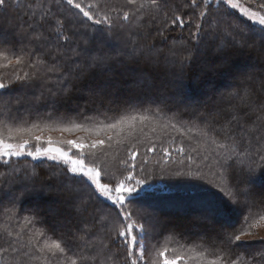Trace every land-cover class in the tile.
Masks as SVG:
<instances>
[{
  "label": "trees",
  "instance_id": "1",
  "mask_svg": "<svg viewBox=\"0 0 264 264\" xmlns=\"http://www.w3.org/2000/svg\"><path fill=\"white\" fill-rule=\"evenodd\" d=\"M7 2L12 7L8 9L7 16L4 9L0 8V23L7 26L19 23L23 28L17 30L15 36L11 33H0V51L12 47L16 54L25 56L26 62H33L42 56L51 63L50 57L55 52L57 41L48 30L47 24L42 26L40 23L41 16L50 7L52 13L66 21L69 28L66 34L71 37L72 47L80 50L87 48L92 54L103 53L118 57L120 62H112L103 69L93 70L91 75L75 82V87L68 96L62 95L61 89L65 85L71 86L72 82L57 83L56 77L51 73L48 74L51 79L33 81L31 84L13 83L5 90V94H0V121L11 127L30 128L33 124H38L43 129L63 128L73 123L83 125L84 128L80 130L90 133L91 137L105 140L103 148L87 151L84 158L86 163L99 164L103 169L102 182L110 185L127 174L123 161L129 160V151H136L137 167L134 169V176L144 182V191L136 186L140 195L134 194L128 198L131 201L128 209L140 221L142 217H145V221L151 217L158 220L159 223H154L158 230L153 236V245L179 251L194 248L197 254L204 252L203 258L215 259L225 247L222 243L224 234L233 231V225L239 227L243 215L247 214L245 207H235L226 200L227 182L222 177L228 170L236 180L243 181L246 178L244 172L247 171L248 161L243 153L240 155L244 158V163L236 161L235 157L226 161V157L230 155L228 150L218 147L212 141L231 145L232 140L228 137L239 136L240 129L235 124L231 125L230 132L225 127L229 110L233 105L239 104L238 100L230 97V93L245 74L254 71L252 58L255 56L249 54L248 49L232 47L229 43L230 37L223 40L221 35L210 37L206 33L203 41L196 45L195 38L190 37L187 28H177L175 31L169 29L166 47L175 46L178 50L190 48L194 59L182 73L179 68L171 65L152 69L143 60L136 62L132 47H125L124 31L116 28L111 35L107 30L101 33L97 31L96 25L91 24L62 0ZM185 2L187 0H166L177 11H190L183 9ZM109 4L132 7L124 5V0H109ZM211 7L220 8L222 11L213 12L210 19L225 26L229 23L239 25L245 32L255 29V42L259 44L260 27L252 25L228 8L214 5ZM224 12L230 15L225 16ZM111 15L116 16L117 13L113 12ZM25 21L32 27L29 28ZM140 23L148 25L156 22L145 16ZM41 31L46 39L39 42L31 40V35ZM144 31L151 32V36L147 40L136 37L137 47L149 43H164L158 37L152 39L156 36L154 28H146ZM143 34L142 31L141 36ZM5 39L9 44H4ZM217 42L219 45H216ZM59 43L65 44V41L61 39ZM63 50L71 55L70 50ZM2 62L6 64V61ZM219 64L224 65V70L216 68ZM13 67L19 71L23 66L0 67V79L5 83L12 77ZM244 68L246 71H242ZM23 70L33 71L28 67H23ZM101 81L106 87L95 90V86ZM126 83H129V88L124 86ZM117 87L123 88L117 90ZM173 87H179L180 91L172 92ZM92 91L96 95L86 98V92ZM53 92L57 95L53 96ZM110 92V99L106 102V94ZM206 98H209L208 106L204 103ZM166 99L169 101H165ZM190 101L195 102L191 104ZM145 114L149 119L137 120L130 125L126 123L115 129L103 128L97 132L103 125L115 122L122 116ZM19 140L17 137L12 142ZM35 143L34 140L30 141L29 147H35ZM252 143H256L255 139ZM244 144L247 146L248 141L244 140ZM150 148L154 151H148ZM179 148H183L184 152H178ZM163 149L169 151L170 157L164 156ZM254 151L253 149V153ZM253 158L255 159V154ZM229 164L232 165L231 169H228ZM63 168V164L47 159L32 160L31 157H23L19 161L13 158L10 165H0V236L5 234V230L12 232L13 236L21 232L25 224L24 217L33 218L35 224L24 228L21 232L23 240H27L34 228H42L53 239L62 237L67 240L74 250L80 242L73 237L83 234L84 229H91L87 235L94 241L111 231L116 218L115 206L99 194L93 195L88 188L72 185L78 189V196L88 201L85 205L86 211L82 208L77 212L74 202L68 199L59 181L49 179L53 173L60 172ZM33 172L35 176L32 175ZM129 183L134 184V181ZM19 186L23 187V191ZM221 187L225 190L221 191ZM248 187L256 205L252 212L256 213L264 208L261 203L264 192L255 191L264 190V169L257 168ZM75 203H79V200ZM161 206L169 208V212L174 207V210H181L179 212L182 214L195 215L196 220L171 229L168 222L163 221V214L160 212L164 210ZM151 208L157 212H153L151 217L145 215V209L149 212ZM101 217L109 219L101 220ZM218 219L226 220L229 227L220 229ZM191 228L197 229V232L190 231ZM5 247L7 245L4 240L0 239V264H13L14 258L21 259L19 251L14 252L11 248L3 251ZM113 251L120 264H124V249L113 248ZM260 251L257 247L249 249L250 253L257 256ZM39 255L37 252L31 258L23 256V260L27 264H41L36 258ZM246 258L251 259V256Z\"/></svg>",
  "mask_w": 264,
  "mask_h": 264
},
{
  "label": "snow or ice",
  "instance_id": "2",
  "mask_svg": "<svg viewBox=\"0 0 264 264\" xmlns=\"http://www.w3.org/2000/svg\"><path fill=\"white\" fill-rule=\"evenodd\" d=\"M62 2L77 10L91 24L96 25L97 31L101 33L107 30L108 34L111 35L113 29L116 28L124 31L126 36L125 47H132L133 55L137 58L136 62L143 60L145 64L154 69L160 68L161 65L164 67L171 65L174 68H179L182 73L194 59V54L190 48L185 47L184 50H178L175 46L166 47L169 29L175 31L177 28L180 30L187 28L190 37L195 38L196 45L203 41L206 33L210 37L217 35L230 37L229 43L232 47L248 49L256 57L259 71H250L245 74L236 85L235 90L230 93V97L238 100L239 104L233 105L229 110L230 115L225 127L230 132L231 125L235 124L240 129L239 136L228 137L232 140L231 145L212 141L218 147L228 150L230 155L226 157V161L235 157L236 161L244 163L241 153L247 158V171L244 172L246 178L243 181L236 180L235 176L228 170L222 177L227 182L229 198L238 206L245 207L247 214L243 215L239 227L233 225V231L224 234L222 243L225 247L222 248L221 254L216 255L215 259L207 260L206 264H264V236L259 237L258 241L246 239L255 236L254 229L264 227V208L256 213L252 212V208L256 205L248 187L250 178L257 168L264 169V0H246L245 6L241 5V0H215L217 5L222 4L229 9H238L242 16L260 26L258 45L255 42V29H249L245 32V29L239 25L229 23L225 26L215 19H210L213 12L222 11L220 8L211 7L213 0H187L183 4V9L190 11H177L167 4L166 0H124V5L132 6L130 8L110 6L109 0H90L87 3L85 0H62ZM247 4H255L257 10H252L246 6ZM11 7L12 5L7 0H0V8L4 9L5 16ZM113 12L117 15H111ZM170 12L171 14H169ZM223 14L225 16L230 15L228 12ZM145 16H149L150 20L156 23L141 24L140 21ZM25 23L27 24V21ZM40 23L42 26L47 24L48 30L54 34L57 41L55 52L50 57L51 63L43 59L42 56L37 57L33 62H26L25 56L16 54L12 47L0 51V61H6V64H0V67L15 65L33 70L32 72L24 71L21 67L17 71L13 67V75L7 83L0 79V94H5V90L9 89L13 83L31 84L33 81L51 79L48 75L51 73L56 77L57 83L72 82L71 86L65 85L61 89V94L68 96L75 87V82L91 75L93 70L103 69L112 62H120L118 57L103 53L92 54L87 51V48L80 50L78 47H72L71 37L66 34L69 31L66 21L52 13L50 7L41 16ZM27 26L32 27L31 24H27ZM22 28L23 25L19 23L11 26L0 23V33L5 35L11 33L15 36L17 30ZM146 28H154L156 36L152 39L155 40L158 37L164 43L161 45L149 43L137 47L136 37L147 40L151 36V32L144 31ZM142 31L144 34L141 36ZM46 38L43 31L31 35V40L38 42ZM61 39L65 41V44L59 43ZM4 44H9V41L5 39ZM63 49L70 50L71 55H68ZM52 95L55 96L57 93L53 92ZM147 119L149 117L146 114L125 115L115 122L103 125L101 129H97V132L102 131L103 128L115 129L126 123L130 125L131 122ZM0 125H2L0 126V165L8 166L13 158L19 161L23 157H31L32 160L47 159L57 164H63L64 168L60 172L53 173L49 179L59 181L68 199L74 202L77 212L81 211L82 208L86 211L85 205L88 201L80 198L78 189L73 188L72 185L88 188L93 195L99 194L116 208V218L111 231L104 237H97L94 241L87 235L91 229H84L83 234L73 237L80 242L75 250L68 245L67 240L62 237L53 239L47 236L42 228H34L27 240H23L21 232L24 231V228L35 224L33 218L24 217L25 224L21 228V232H17L13 236L12 232L5 230V234L0 236V239H3L7 245L3 251H8L11 248L14 252L19 251L21 253V259L16 260L14 258L13 264H27V261L23 260V256L31 258L37 252L40 255L36 258L41 261V264H89V262H93V264H120L113 248L124 249V264H148L144 244L145 226L138 218H134L133 213L128 209V205L131 203L128 198L134 194L140 195L136 191V186H140L141 191H144V182L134 176V169L137 167L135 164L136 151H129V160L123 161L127 174L123 175V178L117 179L115 184L110 185L102 182L103 169L99 164L86 163L84 158L85 149L92 151L103 148L104 139L93 140L91 144L68 140L66 143L70 147L68 150H64L61 147L53 146L54 142L49 137L44 141L47 147H41L40 143L43 137L35 135V130L38 129L43 132L45 129L40 128L38 124H33L30 128L11 127L0 121ZM82 128H84L83 125L73 123L71 126L53 130L71 132ZM24 134H27L28 138H21L18 142H12L17 137H23ZM253 139L256 141L255 144L252 143ZM32 140L36 142L34 150L29 147ZM244 140L248 141L247 146H245ZM72 149H75L80 155L73 156L71 154ZM253 149L255 150L254 153ZM148 151H154V149L150 148ZM177 151L182 153L184 149L179 148ZM163 152L164 156L170 157L167 149H163ZM254 154L255 159L253 158ZM231 168L232 165L229 164L228 169ZM241 171L243 172V168ZM61 173H63V178H61ZM32 175L35 176L36 174L33 172ZM131 181H134V184L129 183ZM220 190L224 191L225 189L221 187ZM77 200L79 203H75ZM261 203L264 204V196L261 197ZM108 219L109 217H101V220ZM41 238L43 239L41 240ZM13 241L15 242L13 243ZM252 247L261 249L259 256L249 252ZM24 249L30 251L24 252ZM167 252L166 246L158 251L162 264H188L190 260H195L197 264H201L204 256V252L195 253L194 248L181 251L180 254L171 259L167 256ZM187 253H191V255H187ZM247 256H251V259H247ZM153 264H155L154 261Z\"/></svg>",
  "mask_w": 264,
  "mask_h": 264
},
{
  "label": "rangeland",
  "instance_id": "3",
  "mask_svg": "<svg viewBox=\"0 0 264 264\" xmlns=\"http://www.w3.org/2000/svg\"><path fill=\"white\" fill-rule=\"evenodd\" d=\"M85 2L86 3L87 2H90V0H85ZM245 4H246V0H241V5L242 6H245ZM213 5L214 6H219V7L221 6V7L227 8L226 6H224L222 4L221 5L215 4V0H213ZM246 6L250 7L252 10H257L255 4H247ZM230 10L236 12L241 18H243L244 20L249 21L252 25L260 27L258 24H253L252 21H250L246 17L242 16L241 13H240V11L238 9H230ZM106 37H107L108 40H111V38L108 35H106ZM228 38L229 37L223 36V40L228 39ZM216 45H219V42H217ZM249 54H251V53H249ZM252 62L254 63V65H253L254 69L253 70L254 71H258V65L259 64H258V61H257L256 57H253L252 58ZM0 64H5V63H3L2 61H0ZM223 66L224 65L219 64V65L216 66V68L219 69V70H221V69H223ZM243 70L246 71L245 68L242 69V71ZM107 79H108L107 81L109 82L110 81V77H108ZM194 81H196V80L194 79ZM128 84L129 83H126L124 86H128V88H129V85ZM105 87H106V84H104L103 81H101L100 83H98L95 86V88H96L95 90H103ZM122 88L123 87H117V90H122ZM183 88L184 87H181V89H183ZM178 89H180V88L178 87ZM178 89L175 88V87H173L171 89V91L174 92V93H177V92L180 91ZM93 94L96 95L95 91H92V93L91 92H89V93L86 92V98H89L91 96H94ZM110 94H111V92L108 93V94H106V97H105V101L106 102L110 99ZM21 95H22V97H24V94H21ZM165 101H169V100L166 99ZM194 102L195 101H190L191 104L194 103ZM204 103H206L205 105L208 106L210 104L209 98H206L204 100ZM53 129H58V128L45 129L43 132H41L39 130H35V135H41L43 137V140L40 143V146L41 147H47V144L44 143V141H46L49 137L54 142L53 143V146H55V147H61L64 150H68L69 147H70L66 143L68 140H76L78 142H84L86 144H91L93 140H96L97 139V138L91 137L90 133H87V132L82 131L80 129H76V130H73L71 132H68V131H59V130H53ZM18 138H20V139L21 138H28V136H27V134H24L23 137H18ZM35 146H36V143H35ZM87 151H89V150L88 149H85L84 153H86ZM71 154L73 156H79L80 155L79 153L76 152L75 149H72L71 150ZM22 188L19 186V189L23 191ZM255 191H257V193L264 192V190H261V189L260 190L257 189ZM226 200L229 203L233 204L235 207L237 206L239 208V206L236 203H234L228 196L226 197ZM162 208H163L162 210H164V211H161L160 210L161 208L159 209V211H161L160 213L163 214V221L168 222V224L170 225L169 227L171 229H173L176 225L184 226L185 224L192 223V222H194L196 220L195 215H185V214H182L181 212H179L181 210H179V211L174 210L173 209L174 207L173 208H170V210L173 211V212L176 211L175 213H171V211L169 212V208H165L164 206ZM199 209H202V208L200 207ZM145 212H146L145 215H149L151 217V214L153 212L154 213L157 212V210L151 208L149 212L145 209ZM144 218L145 217H142V221H140V220L139 221L141 223H143L144 226H145V233H146V235H145L144 244H145V256H146V259L148 260V264H153V261L155 262V264H162V259L158 256V251L160 249L164 248V247L157 248L155 245H153V243H154L153 242V236L155 235V233L158 230L157 228L154 227V225H155L154 223H157L158 220L156 221L154 219V217H151L149 220L145 221ZM213 218H214V216H213ZM218 220H219L218 221V226H219L220 229H226V228L229 227L226 220H223V219L222 220L218 219ZM160 223H161V221H160ZM190 231L197 232V229L191 228ZM254 232H255V236L249 237V238H246V239L249 240V241H258L259 240V237L264 236V227H258L256 229H254ZM167 249H168L167 256L169 257V259H171L173 256L178 255V254L181 253V251L175 250V249H170L169 247H167ZM184 251H186V250H184ZM187 255H191V253H187ZM206 261H207V257L206 258H202L201 264H206ZM188 264H197V261L190 260V261H188Z\"/></svg>",
  "mask_w": 264,
  "mask_h": 264
}]
</instances>
